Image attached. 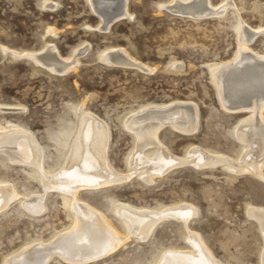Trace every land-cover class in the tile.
<instances>
[{"label":"rangeland","instance_id":"374dc122","mask_svg":"<svg viewBox=\"0 0 264 264\" xmlns=\"http://www.w3.org/2000/svg\"><path fill=\"white\" fill-rule=\"evenodd\" d=\"M209 1L212 10L199 17L194 14L193 21L192 16L175 13V3L169 6L171 0H124L123 14L100 22L87 0H0V106L6 110L0 112V133L13 126L30 131L43 152V166L47 171L59 170L78 123L76 110L84 101L85 110L108 126L109 165L125 174L134 139L124 129L122 118L147 104L178 100L194 107L199 125L195 131L164 126L159 136L166 152L178 159L190 148H200L235 161L242 147L233 132L246 112L227 113L222 108L210 69L232 62L240 48L236 39L239 18L240 38L255 32L250 47L264 54V0H225L229 4L226 11L212 6L223 0ZM52 33L55 35L50 38ZM48 43L60 60L76 50L66 61L76 72H50L3 53L34 56ZM113 49L127 51L131 63L100 62L101 54ZM256 106L264 112V101H257ZM174 108L176 105L164 110ZM215 168L196 171L191 166L180 167L150 185L134 177L132 171L123 177L115 174V187L80 191L77 199L103 214L121 233L125 229L113 212L117 203L159 214L182 203L192 206L197 215L187 227L170 219L163 221L145 242L130 239L123 248L113 246L112 253L111 248L109 254L101 253L102 257L93 255L94 260L68 263L53 258L48 264H160L165 254L191 252L186 243L190 233L201 237L220 264H261L263 230L249 218L247 205L264 210V180L249 173L232 176L220 166ZM120 178L125 183L119 182ZM0 183L12 186L21 197L42 193L32 168L14 165L1 155ZM70 201V197L52 191L45 198V213L38 217L25 211L19 201L11 203L0 214V264L33 244L46 246L59 234L69 232L74 223Z\"/></svg>","mask_w":264,"mask_h":264},{"label":"bare ground","instance_id":"6f19581e","mask_svg":"<svg viewBox=\"0 0 264 264\" xmlns=\"http://www.w3.org/2000/svg\"><path fill=\"white\" fill-rule=\"evenodd\" d=\"M87 1L92 11L95 10L99 14L100 22H106L121 14L122 9L124 10V0ZM209 2V0H171L169 6H171V3H175L173 5L175 13L177 11V13L192 16L193 20L195 16L198 15L197 17H199V15L212 10ZM226 2L223 0L220 5L212 4V6L213 8L221 6L225 10V7L229 5ZM194 14L197 15L193 16ZM240 22L239 18L236 25V39L237 46L240 48L236 49L232 62L213 65L210 69L213 85L217 84V96L220 99L222 108L227 113L246 112L245 116L240 118L237 123L238 126H235L236 129L234 128L235 131L233 132L242 147L241 155L235 161L221 155L211 154L200 148L199 150L190 148L183 158L178 159L172 157L174 155H171L168 151L166 152L159 136L164 126L172 129L174 125H177L182 128H192V131H195L199 125V115H195L194 107L189 105V102L178 100L171 103L147 104L141 106L139 112L130 111L122 118V122L125 121L123 123L124 129L134 139L133 153L129 158L128 170L125 174L115 171L109 165L106 155L110 139L108 126L94 113L85 110L84 101L76 110L78 123L71 137V143L63 165L59 170L48 169L47 171L43 166V152L30 131L18 126L9 129L4 128L1 131L0 155L4 156L7 162L9 161L14 165L32 168L41 182L42 193L21 197L12 186L0 183V214L7 210L11 203L19 201L21 207L29 214L34 217L41 216L46 210L45 198L48 193L53 191L70 197V209L74 217V223L69 232L59 234L46 246L40 245L44 243H38L39 246L33 244L32 247H29L31 246L29 245L26 251L13 259H6L4 264H48L53 258H59L68 263H76L79 260L89 259L93 255L104 254V252L107 254V250H110L113 246L123 248L130 239L145 242L152 236L155 227L163 221L170 219L187 227V223L196 217L197 212L195 209L192 206L182 205V203L166 207L162 214L152 210L137 209L124 203H117L113 212L125 229L124 233L119 232L103 214L77 199L80 191H95L117 186L116 180L114 181L117 178L115 174L123 177V175L133 171L132 175L134 177H137L145 185H150L153 184L156 178L180 167L191 166L192 169L199 171L201 168L212 169L220 166L232 176L249 173L264 180L262 176L264 168V138H262L264 135V112L263 110L260 111L262 108L259 109L256 106L257 101H264V54L260 55L250 47L249 43L255 39V32L249 33L248 38L244 36L245 34L240 38ZM241 27L243 26L241 25ZM259 31L260 29H257L256 32ZM55 33H52L50 38ZM6 51L3 50L4 56L10 54L13 60L19 58L22 60L23 58L26 62L32 61L35 67H43V69L46 68L50 72L53 70L76 72L77 70L75 66V68H69L66 64V61L75 56L76 50L71 52L69 58L60 60L55 47L51 43H48L43 51L35 53L34 56L29 53L17 54L12 51L6 53ZM131 59L127 51L113 49L103 52L100 62L110 61L116 64H125L131 63ZM174 62L175 59L172 60L170 65L173 66L172 63ZM75 63L73 64L79 65L78 62ZM168 68L171 70L170 66ZM177 104L179 106L182 104V106L177 107ZM174 105H176V108L164 110V108H172ZM4 108L5 106H0V112H4ZM6 108L8 107L6 106ZM22 109L24 110L23 107ZM196 110L198 112V108ZM120 179L122 180V178ZM123 180L119 182H124ZM129 180L131 179L128 178L127 181ZM45 183L51 185V187H45L47 186ZM251 205L250 203L247 205L249 218L257 223L258 228L263 230L264 235V210L253 209ZM248 212L246 211V213ZM198 236L190 233V237L186 241L191 252L165 254L161 258V262L159 260L160 264H220L215 261L201 237ZM120 240L124 242L118 243ZM112 251L113 248L111 253ZM260 260L261 264H264V249Z\"/></svg>","mask_w":264,"mask_h":264}]
</instances>
